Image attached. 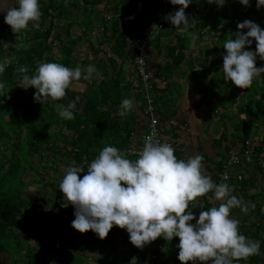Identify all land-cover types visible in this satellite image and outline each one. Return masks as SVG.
<instances>
[{
    "label": "trees",
    "instance_id": "obj_1",
    "mask_svg": "<svg viewBox=\"0 0 264 264\" xmlns=\"http://www.w3.org/2000/svg\"><path fill=\"white\" fill-rule=\"evenodd\" d=\"M39 3L40 27H33L30 21L27 29L14 33L4 20L0 24V61L7 65L0 73V81L5 85L4 96H0V264H96L88 253L92 249L102 252V264H129L131 256L124 254L126 248L134 252L137 264H148L151 255L147 251L151 245L158 249L154 257L160 259V264H185L177 258L179 237L174 236L171 241L158 237L140 249L130 242L126 229L114 225L104 239H99L92 230L81 233L75 229L74 239L66 246V233L53 234L56 226L47 216V212L55 210L61 214L62 208L70 214L66 219L58 218L62 223L67 226V221L75 218L74 206H61L64 194L59 183L68 166L75 163L82 167L85 172L78 174L82 177L87 171L83 162L90 164L108 144L125 152L129 159L137 158V154H129L127 150L141 144L134 137L145 130L148 122L147 96L162 122H176L166 129L163 143L173 146L177 158L187 160L188 147H194L195 155L203 156L202 170L215 183L230 184L231 194L248 203L247 213L233 208L231 214L240 221L238 228L242 234L261 242V251L241 259L240 264H264V73L254 77L246 89L231 81L222 85L220 80L212 86V79L223 77L226 52L223 44L235 38L238 31L248 30L237 27L245 19L264 28V6L257 9L256 0H250V6L239 0H225L223 6L208 0H192L185 12L194 39L178 32L164 19L163 25L147 40L143 54L145 70L150 75L146 91L143 82L140 83L136 62L137 39H145L160 16L180 5L164 0H39ZM18 36L26 44L12 49ZM94 38L97 43L94 49L86 52L80 48ZM251 39L253 43L245 48L255 51L256 41ZM78 52L84 55L81 60L76 56ZM44 61L70 68L80 66L82 72L88 65H94L97 71L90 80L72 81L66 96L59 101L35 102L34 87L25 90L16 84L22 75L18 68L26 65L32 75ZM262 64L264 60L257 56L256 66ZM203 82L211 86V93L217 95L215 100L206 98L201 88ZM193 92L199 97L197 105H212L218 118L207 146L199 141L201 132L207 129L195 134L188 116L190 105H196L197 101ZM223 94L232 99L231 105L219 99ZM125 97L133 99L134 110L121 115L119 105ZM69 101L75 102V118L64 120L56 105L67 106ZM194 138L198 144L191 146ZM246 152L251 154L250 161ZM233 154L238 160L231 167L228 160ZM63 160L66 168L62 176L52 175ZM224 168L232 172L228 181L222 180L220 174ZM26 171L40 174L43 180L40 186H49L53 193L42 194L41 199L32 196L30 189L34 184L26 181ZM236 174L243 178L238 180ZM259 185L261 188L253 192ZM212 196L213 192H209L197 197L192 201V211L197 213L201 207L213 206L209 200ZM30 232L34 234L26 236Z\"/></svg>",
    "mask_w": 264,
    "mask_h": 264
},
{
    "label": "clouds",
    "instance_id": "obj_2",
    "mask_svg": "<svg viewBox=\"0 0 264 264\" xmlns=\"http://www.w3.org/2000/svg\"><path fill=\"white\" fill-rule=\"evenodd\" d=\"M223 6L225 0H208ZM250 6V0H239ZM17 7L7 8L4 21L14 33H19L32 22L40 27L42 15L39 0H16ZM178 9L164 15V19L180 33H187L192 27L185 9L192 0H170ZM264 6V0H256V7ZM5 7L0 6V10ZM131 18V17H130ZM235 38L225 41L222 73L226 81L246 89L253 78L264 73V64L256 66V59L264 60V28L250 19L239 22ZM256 41L255 51L246 49ZM0 61V73L6 67ZM94 65H88L82 72L80 66L70 68L55 61L40 62L29 75L26 65L18 68L22 75L17 85L28 89L34 87L35 102L59 101L65 97L72 81L91 79L96 72ZM5 85L0 81V96H4ZM58 115L64 120L74 119L75 102L67 106L56 105ZM120 114L126 115L134 110L132 98L121 100ZM175 149L167 142L154 141L152 136L145 137L144 146L136 159H129L117 147L105 145L85 170L75 165L68 166L60 180L62 207L74 206V219L71 226L81 233L92 230L99 239L107 237L113 226L126 229L130 242L143 249L158 237L168 241L179 237L178 260L181 262L211 261V264H240V260L260 253V241L253 240L239 231L240 221L231 214L233 208L241 212L249 211L248 203L232 193L228 183H215L210 176L202 173L203 156L197 154L187 160L178 159ZM224 176V180H227ZM123 182V183H122ZM209 197L213 206L202 208L198 214L192 211L191 202L197 197ZM255 207V205H252ZM195 220L193 223L192 221ZM129 264H137L135 257Z\"/></svg>",
    "mask_w": 264,
    "mask_h": 264
},
{
    "label": "rangeland",
    "instance_id": "obj_3",
    "mask_svg": "<svg viewBox=\"0 0 264 264\" xmlns=\"http://www.w3.org/2000/svg\"><path fill=\"white\" fill-rule=\"evenodd\" d=\"M1 12L2 11L0 10V13ZM99 16H100V13H98L97 17H99ZM80 18L81 17H78L77 19H80ZM98 23L99 22L97 20V24ZM20 38H21L20 36H18L17 39L14 38L15 41L12 43V49H13V47H18L20 45H25L26 44L24 41L22 42L20 40ZM92 40H93L92 42L91 41H86L84 43V45L81 46L80 48H83V50L86 51V52H89V50L91 51L92 49H94L95 45H97V43L95 42L96 41L95 38L92 39ZM11 56H13V55H11ZM11 56H8L7 60H10ZM76 56H78L79 60H81V58L84 55L83 54H79V52H78V54H76ZM81 79H84L83 75H82ZM86 80H88V79H86ZM219 80L222 82V85H224L226 83V80H224L222 76H217V77L214 78V80L212 79V83H213L212 86L215 85V83L217 81H219ZM200 81L202 82V79ZM201 88L203 89V93L206 96V98H208L210 96V97H213L212 98L213 100H215V96H217V95L211 93L212 89H211V86H209L208 82L206 84H204V82H203ZM219 99L224 100V103L226 105H229V104L231 105V102H229V101L232 100V99H230L229 96H227L226 94L220 95ZM206 108H207V110H206L207 112L204 111L205 112V117L202 120L204 121L205 118H206V119H208V122H203L202 124H199L200 122L197 121L196 123L193 122V126H192V128L194 129V133L195 134H199L200 133L199 131L201 129H207L206 131L201 132V137H200V140H199L205 146H207V145H209L211 143V139H212V136H213V132H212L213 131V126L217 122L216 120L218 119L217 115H216V113L214 112L213 109H210L209 107H206ZM206 108H203V109H206ZM241 116L244 117L245 114H242ZM193 143L195 145L198 144V142L196 141V138H194ZM50 153H51V151H49V154ZM65 164H66V161H64V160L61 163H59L58 164V170L53 172L52 175L61 177L62 176L61 173H63V171L66 168ZM24 174H25L24 176H25L26 181L27 182H31L32 185L34 184V186H32V188L30 189L31 192L33 191L32 192V196H34V197L38 196V198L41 199V195L42 194H46V193L52 194L53 193V191L51 190V188L49 186L48 187H45V185L44 186H40V184L43 182L42 177H41L40 174L32 172V171H26ZM260 188H261V186L259 185L258 188L255 191H253V192L258 191ZM71 206H73V205H71ZM59 210H61V214H59V213L56 214V210H55V211L47 212L48 213L47 216L51 219V221H53V224L56 226V229L53 230V234H61V233L64 234L63 232H65L66 233V234H64L65 245L66 246H70V242L75 237V229L71 226V221L73 219H70L69 221H67V223H66L67 226H66L65 223H62L61 219H58V218H65L66 219V218L70 217V214L65 209L59 208ZM73 210H74V208H73ZM33 234H34V232H30V233H27L26 236L33 235ZM145 246H148V245L146 244ZM157 250L158 249L155 248L154 245H151L149 247V249L147 251V254L151 255V257H150L151 262L148 263V264H160V262H159L160 259L157 258V260H155V257H154L155 256L154 253ZM88 253H89V256H91L92 259L95 260L96 264H102L103 259L101 257L102 256V252L101 251H99V250L96 251V250L92 249ZM133 253L134 252L131 250V248H129V249L126 248L125 252H124L125 255H129V256H131V258L135 257V255Z\"/></svg>",
    "mask_w": 264,
    "mask_h": 264
},
{
    "label": "built area",
    "instance_id": "obj_4",
    "mask_svg": "<svg viewBox=\"0 0 264 264\" xmlns=\"http://www.w3.org/2000/svg\"><path fill=\"white\" fill-rule=\"evenodd\" d=\"M164 2H170V0H164ZM175 6H178V5H175ZM163 20H164L163 16H160L158 18L156 26L151 31V33L145 39H139V38L137 39L139 42V46H138L139 54L136 58V62L139 65V69H140L139 72L141 74L140 83L143 82V84L146 88V91H147V89H149L148 88L149 87L148 81H149L150 75L145 70V61H144L143 54H144L145 49L147 48V40L149 38H151V34L153 32H155V30H157L158 27H161L163 25ZM6 31H7V29H6ZM146 96H147V94H146ZM147 97L149 98V102H148V105L146 106L147 108L145 110V113L148 114V122H147L145 130L142 131L139 136L134 137V140H136L137 142H140L141 144H139L138 146H135V147L133 146L131 148H128L127 152L129 154H138V152L140 150H142V148L144 146L145 137H147V136H152L154 141H159V142L163 143L164 134L166 132V129H168V126L170 124L175 125V123H176L174 120H170L168 123L162 122L160 117L158 116V113H155V111H154L150 97L149 96H147ZM245 155H246L247 161H250V155L251 154L249 155V153L246 152ZM237 160L238 159L236 158V155L233 154L232 158H229L228 163L230 164L231 167H233L235 163L237 164ZM251 160H252V158H251ZM84 165H86L88 168L89 163L84 161L83 166ZM225 167H227V166H225ZM202 173L205 175L208 174V172L206 170H202ZM220 174H221L222 180H224V176L226 175L228 178L226 181H228V180H230L232 172H230L228 169L224 168V171H221ZM236 176H237L238 180H241L243 178V176L241 174H236ZM192 204H193V202H191V205ZM199 212L200 211H198L196 213L197 217H198ZM207 262H208V264H211V261H207Z\"/></svg>",
    "mask_w": 264,
    "mask_h": 264
},
{
    "label": "crops",
    "instance_id": "obj_5",
    "mask_svg": "<svg viewBox=\"0 0 264 264\" xmlns=\"http://www.w3.org/2000/svg\"><path fill=\"white\" fill-rule=\"evenodd\" d=\"M0 6L5 7L4 9L1 10L3 13L2 12L0 13V24H1V21L4 20V16L6 15L7 8H11L13 6L16 7L18 5L16 3V0H0ZM193 93H195V92H193ZM194 95H193V97H194L193 99L195 101L197 100L196 101V105H194V106H193V104L190 105V109L191 110L189 109L188 114H190V115H188V116H191L192 122H195L196 123L197 121H199L200 122L199 124H201V121H203L202 119L205 117V112H207L206 111L207 110L206 107H209L210 109H213V108H212V105H209V104H205V105L202 104V105L198 106L197 103L199 101V97H198V95L196 93ZM200 99H201V97H200ZM203 108H206V109H203ZM194 143L192 141L191 146L192 145L194 146ZM188 150H189L188 152H189L190 156H194L195 155V149H194V147H190L189 146L188 147ZM212 151H214V150L212 149Z\"/></svg>",
    "mask_w": 264,
    "mask_h": 264
}]
</instances>
